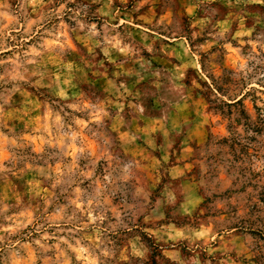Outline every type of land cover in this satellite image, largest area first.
Listing matches in <instances>:
<instances>
[{
    "label": "rangeland",
    "instance_id": "obj_1",
    "mask_svg": "<svg viewBox=\"0 0 264 264\" xmlns=\"http://www.w3.org/2000/svg\"><path fill=\"white\" fill-rule=\"evenodd\" d=\"M0 264H264V0H0Z\"/></svg>",
    "mask_w": 264,
    "mask_h": 264
},
{
    "label": "trees",
    "instance_id": "obj_2",
    "mask_svg": "<svg viewBox=\"0 0 264 264\" xmlns=\"http://www.w3.org/2000/svg\"><path fill=\"white\" fill-rule=\"evenodd\" d=\"M235 102H238V100L237 101H235ZM252 131H257L256 129H251Z\"/></svg>",
    "mask_w": 264,
    "mask_h": 264
}]
</instances>
